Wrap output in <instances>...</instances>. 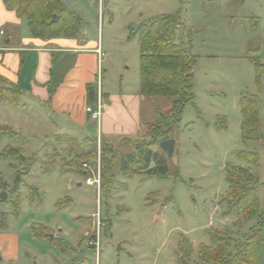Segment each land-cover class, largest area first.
Here are the masks:
<instances>
[{
  "label": "rangeland",
  "instance_id": "rangeland-1",
  "mask_svg": "<svg viewBox=\"0 0 264 264\" xmlns=\"http://www.w3.org/2000/svg\"><path fill=\"white\" fill-rule=\"evenodd\" d=\"M67 2L82 20L85 38L100 41L109 56L100 67L102 87L103 82L116 88L137 87L140 45L131 33L158 17L178 15L176 38L194 58L195 100L184 109L173 134L176 145L173 156H167L168 179L121 173V157L139 155L140 146L151 141V128L159 127L157 116L143 137L123 140L105 152L101 148L99 193L85 184L81 169L83 163L98 159V149L91 150L89 143L65 136L44 139L38 131L34 135L15 131L21 135L18 139L0 133V184L7 186L4 190L0 186V211L7 213L0 232L17 235L20 242L18 259H3L0 264H73L81 256L93 264H174L183 239L194 248L191 264H200L198 248L211 245L209 231L242 239L257 221L225 215L224 199L230 196L227 175L232 167L250 170L264 195V0ZM255 61L261 67L256 68ZM242 94L259 101L257 137L242 135ZM172 101L156 100L159 115L167 116ZM5 120L15 121L13 115ZM16 122L25 121L17 117ZM89 131L96 136V127ZM80 136L74 138L80 142ZM10 149L13 159L6 158ZM153 149L163 153L158 145ZM241 153L256 154L258 165L240 158ZM105 169L110 185L105 183ZM18 177L19 190L13 194ZM5 193L7 198L1 201ZM97 213L102 223L98 229ZM33 226L49 230V239L37 237ZM96 236L98 248L90 254L88 241ZM60 242L69 248L62 251ZM259 253V264H264V246Z\"/></svg>",
  "mask_w": 264,
  "mask_h": 264
},
{
  "label": "trees",
  "instance_id": "trees-1",
  "mask_svg": "<svg viewBox=\"0 0 264 264\" xmlns=\"http://www.w3.org/2000/svg\"><path fill=\"white\" fill-rule=\"evenodd\" d=\"M6 7L14 11L21 19H26L32 35L36 38L53 39L60 36L73 38L81 31L82 20L70 9L65 7L63 0H4ZM54 15L59 16L57 23L51 24ZM178 15H164L142 25L131 33V38L138 37L140 45V94L146 98L162 97L173 99L171 109L166 117L158 115L159 127H153L151 141L140 146L139 155L128 154L121 157V173L131 176L137 173H149L161 179L169 178L167 155L153 150L160 142L173 139V134L179 129L184 109L193 104L195 96L193 63L188 47L176 38V29L180 27ZM256 68L261 65L255 61ZM0 101L13 106L21 104L20 87L0 77ZM94 89L89 88V97L94 101ZM240 109L243 116L241 132L245 139L260 135L261 109L259 101L246 94L241 95ZM0 133L13 139L21 137L19 133L8 126L0 125ZM88 148L97 149V138L85 139ZM112 144L102 140V150L107 151ZM10 153L6 158L13 159ZM240 158H246L258 165L257 156L253 153H241ZM21 158H23L21 156ZM105 183L111 184L108 170L104 171ZM237 175L240 176L237 177ZM108 177V178H107ZM227 181L230 186L229 198L224 199L225 215H234L241 220H257V224L242 239H233L218 231H209L210 246L201 245L198 248L200 264H259V250L264 246L262 230L264 215L259 206L260 186L255 181L250 170L232 167L228 170ZM20 179L17 178L13 194L19 190ZM249 185V186H248ZM4 189L7 186L0 184ZM7 213L0 211L1 218ZM35 235L49 239V230L33 226ZM62 251L69 246L65 242L58 244ZM234 247V250L230 249ZM90 254L96 249L90 247ZM194 248L183 239L179 241L175 264H191ZM73 264H93L86 256L76 259Z\"/></svg>",
  "mask_w": 264,
  "mask_h": 264
},
{
  "label": "crops",
  "instance_id": "crops-1",
  "mask_svg": "<svg viewBox=\"0 0 264 264\" xmlns=\"http://www.w3.org/2000/svg\"><path fill=\"white\" fill-rule=\"evenodd\" d=\"M67 3L63 0L65 7ZM85 36L86 32L80 31L73 38H36L27 20L19 18L6 7L4 0H0V77L21 90L19 106L0 101L19 110L12 111L0 105V125L27 135L38 131L44 139L65 136L78 143L100 136L101 140L117 146L123 140L141 138L147 133L160 113L156 106L160 97L142 96L140 81L135 88L128 84L116 88L103 82L104 110L100 130L98 123L86 112L94 103L89 97V88L95 90L98 81L96 50H103V46L100 41ZM11 115L14 124L5 120ZM17 117L25 122L18 125ZM94 127L96 136H90L89 130ZM78 135L82 137L80 142L74 138ZM253 177L258 182L254 174ZM259 186V206L264 215V195L262 185ZM262 235L264 237V228ZM88 236L86 233L84 241ZM19 243L17 235L0 232V261L18 259Z\"/></svg>",
  "mask_w": 264,
  "mask_h": 264
},
{
  "label": "built area",
  "instance_id": "built-area-1",
  "mask_svg": "<svg viewBox=\"0 0 264 264\" xmlns=\"http://www.w3.org/2000/svg\"><path fill=\"white\" fill-rule=\"evenodd\" d=\"M96 53L99 57V63H98V81H97V88L94 91V103L92 106L88 107L86 109V112L89 113L94 121H96L99 125L100 130V124L103 117V110H104V97L102 92V81H101V64L104 61V58L107 57L106 54L103 52L101 48H98L96 50ZM102 148V140L100 136L97 138V149L99 151L98 153V159L96 160V163L91 164L88 162H85L82 164V171L85 173L86 176V182L85 184L87 186L96 187L97 192L99 193L102 188V170H101V150ZM94 218L96 219L97 223V229L102 226L101 220H100V214L97 213ZM88 244L90 247H94L95 249L98 248V236L91 237L88 241Z\"/></svg>",
  "mask_w": 264,
  "mask_h": 264
},
{
  "label": "water",
  "instance_id": "water-1",
  "mask_svg": "<svg viewBox=\"0 0 264 264\" xmlns=\"http://www.w3.org/2000/svg\"><path fill=\"white\" fill-rule=\"evenodd\" d=\"M59 21V16L54 15L51 20V24L57 23ZM176 141L174 139L165 140L159 143L158 147L163 151L168 157H172L175 151ZM7 198V193L4 194L1 201H4ZM52 237V235H51Z\"/></svg>",
  "mask_w": 264,
  "mask_h": 264
}]
</instances>
